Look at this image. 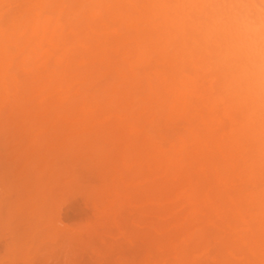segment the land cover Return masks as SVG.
Here are the masks:
<instances>
[{
	"label": "rangeland",
	"instance_id": "obj_1",
	"mask_svg": "<svg viewBox=\"0 0 264 264\" xmlns=\"http://www.w3.org/2000/svg\"><path fill=\"white\" fill-rule=\"evenodd\" d=\"M38 2H48L47 4H49V2H53L52 5L45 6L46 10L48 7L49 8L48 10L50 12L51 11L53 12V20H54L53 21V48H51L48 44H46L48 46L43 45V48L40 51L41 53L39 56L42 59V55H44L43 59L40 60V62L48 60L49 57L53 56L51 59V64L49 63L50 67H49V65L47 66V67L52 68V69H51V71L50 70L48 71L50 74L49 73L47 74V71H45V74H43L44 67H41V68L37 67V65L38 64L41 65V63H35V62L32 63L36 69V72H38L39 74H37V75L32 74V75H34L33 77H35V78L31 77V80L30 81L28 80L29 84L25 83L28 86L30 85L31 88H28V86H26V85H25V87L22 86L23 89H20V91H21L20 94L23 96L21 97V95L19 94L18 98L20 100L21 99H24L25 101L28 100L29 103H30V101L33 102V100H34V102L25 108V106L23 107V105H25L28 102H26L24 104V102H23L24 100H22L23 104L21 103L20 114H21V112H23V114H21L19 118L17 117L18 121H16L17 124L15 126V127H18L20 124H22L21 128L19 129L20 135L18 134L19 130H18V132L15 133L14 129H13V131L12 130L9 131V132L12 131V133H13V137L11 139H9V137H11L10 136L11 133H8L6 139L4 137L3 144L1 145L2 146L1 148H3V157H5L4 162L6 161V163H9L13 159H15L16 155L19 152L24 151V153H26V155L24 156V154H21L17 158V160H18L17 163L23 162L26 157H29L27 155L29 154L28 152L30 151V149L31 148L36 149L38 147V145H37L38 140L42 144V145L40 144L41 149L39 148L40 151H38L39 157H41V155L44 152L50 153V151H52V149H53V153H55L56 152L55 149H58L60 147H61L60 149L67 151L71 147V144L75 148L74 149L70 148V150H72V151L77 150L79 152V154L77 151H76L77 153L76 152L72 153V151H71L72 154H70V151H69L68 156H67V154H66L67 152H65V151L63 152L61 150H58V152H56L57 153L56 157H54L55 155L49 156L48 163H49V161H50V163H51V161H53V163H54V159H57V161H55L56 163L53 164L56 166L48 168L46 171V174H45V181H47V182H48L47 177L50 175L51 171L53 174V185H52V187H51V181H50V183H48L46 185V189H50V187H51V189H53V196L55 195L54 197L53 196L51 197L53 202L51 201V199L49 200V202L50 201L52 202V204L49 203V208L52 205L53 207H51L50 209L53 208V210H51V212H50V209L48 208V210L45 214L46 216H44L46 218H43L39 222L37 219H35V218L33 219V216L30 213L32 210L31 205L26 206L25 211L23 209V214H22V212L20 213V214H22V216L19 217V219L23 217V219H22V220H24L23 223L28 222L27 224H29V225H27L28 228H25L24 230H22V232H21L22 236L21 235L20 236L23 238H22V240L19 239L20 242H18L19 241L18 240V241H15L14 244L12 243L11 245H9V247L11 246V249L10 248L7 249L6 245H4L2 243L0 244V264H15V263L16 264H70L71 262L75 263V264L77 262H78L77 264H264V242L257 241L260 238H262V240L264 241V238H263L264 237V230H259V229L253 228L254 231H251L252 228L247 229L243 226L245 222H248V216H249V213L251 210L249 209L247 211V209L244 208L246 211H242V213H236V214L231 213V212L227 213L228 211H226L224 208H221L222 205H221V207H219L220 204H218V202L216 203L215 206L212 204L211 207H209L210 205L208 203H210V204L214 203V200H216V198L212 199V196L211 197L209 196L211 194L209 192H211V190H212V192L214 191L215 193H218V190L215 188L214 182H212L211 180L208 182L207 181L204 182L202 180L203 184L207 187L206 190L202 189V191H204L202 194L204 197L201 196V199H202L201 203L203 205L202 206L199 205V201H197V200H192L193 199L192 197L195 198V194H196V196H198V194H201V193H195L198 191V187H196L197 189L193 188V190H195L194 192H192V190H191V185H192L191 182L197 181L196 178H195V180H193L194 178L192 176V172H193V174H197L198 169H196L195 165L186 166L187 163H189V161L185 162L186 165L184 163V165H185L184 168H181L182 173L185 176H183L181 173L182 176H179V177L174 176V177H171L169 179H161V180L155 181L157 183L154 182V186L149 185L147 187L144 185V182L146 181L145 178L149 177V175L151 176L152 174H154V175H152L153 176L152 178H156V177L161 178L162 175H164V170L161 168H157V167H152L150 169L148 166H143L142 172L143 171H145V172L143 174H141L142 172H139V173H140V175H142L144 177L140 176V178H138L134 182H132V186L138 185L137 186L138 190H141L140 188H142L143 190H148L147 192H149V193L154 192L153 190L149 191V189H152L151 187H153V189L157 188L156 190L160 191L159 186L160 187L162 186L163 188L165 187V189H168V191L165 189H164V192L160 191V193L161 194L163 193V194L159 195L155 199H153L154 195L152 196V198L149 197L152 200L151 201L150 199L147 200V198L149 196L148 194H146V197L145 196L142 197L143 194L137 195V192H138L137 189L132 190L131 192L130 191L127 192L125 190V186L122 185L121 188L122 189L124 188V191H122V195L118 199L121 201L120 204H123V203H126V204H124V206L120 205L121 210H119L120 209L119 205H118L119 209H117L115 207V209H117V210L113 211V212H115L114 216L111 215L110 217L109 216L103 217L104 221L100 220L99 222L101 224H99L97 221H95L96 219H94V218L95 217L98 218L100 216L99 211L103 215L105 213H108V208L111 207V205L114 201V197H112V195L110 193H112L113 190L117 186V183H116L117 178L116 177H118V175L116 176V172H117V174H119L122 171L121 161L123 160V157H125L124 156L125 154L123 153L124 147L119 146L120 144L117 142L118 136H116V134H114V135L109 134L111 132L110 131L111 127L109 130H107L108 129L107 127H106L107 129H105V127H103L105 129V131H103L104 133L102 132L103 129H101V131H100L99 130L100 128L99 129L95 128L94 130H98V131H100L99 133L105 134L104 137L102 136L104 139H107V137H109V136L112 138V136H113V138H115V139H111V138L110 139L114 140L115 142H113L114 143L113 144L110 140L111 144H113L112 148H110V146L107 147V145H105L103 147V146H101V144L103 142L97 143V141H99V140L95 139V136L94 137L92 136L91 138H94L93 140H96L95 141L96 146L91 145V143H88V144L91 147H98V149L100 148L99 151L97 150L98 152L96 151V153H95V151L94 152L90 151V153L86 152V154L84 152V154H82L80 152H83L86 149L82 145H81L82 146L81 148H83L82 151L77 149L79 147V143L81 141L77 143V140L76 139L74 140V138H75V136H78V137H79V135L81 136L80 132L83 129L82 128L83 126H80V124L77 125L76 128L72 126V123L75 122L76 120L77 121L81 120L84 117L85 113L91 112V114L95 115L94 112H96V110H97L98 112H96V114H98V113H101V114L99 115V117L96 115V118H98L99 121L104 120L106 122V125L109 127V125H111V124L108 120L112 121V118L114 115H118L119 119H121V116L123 114L124 115L129 114L127 112H130V113H132V116L133 115L135 116V110H136V116H137L136 118L137 119L135 118V122H134V124H136V126L133 124L132 125L130 124L132 126V128H134V130L127 131V136H131L133 139H136V137H137V138H139V140H144V141L150 140V141H152L151 144L153 146H157V147H161V148H162V146H161V143L158 144L159 142L163 141L164 143L165 142L167 143V141H169V139L176 140V137L177 138H179V137L186 138L185 137L186 136L185 131L188 128V125L185 122H181V121L179 122V120H178V122H179L178 123L177 120L170 118L169 106H168L169 103L165 102V104H164V102H163V101H166L167 94L164 90L163 83L161 82V80H159V77L156 74L151 73V72L148 73L146 71V73H145V71L143 69H142V71L138 70L139 75L141 73H143L140 76L141 77L144 76L145 82L142 81V83L144 82L145 85L147 86L146 87L145 85H143L142 92H141V84H137L136 85L137 87H135V85H134L135 79H137L136 83H138V81L140 80L139 78H141V77L139 75L135 76L136 78L133 79V82H131L132 78L134 77L133 74L131 73V68L139 66L141 64L143 67H144V65H145V67H148V65H150L149 67H152L151 65H153L154 67H159V66L161 67V65H163L166 67L168 66L170 68L171 67L176 68V69L180 68L181 72L179 71V69H178V71H179V73H181V75H183V77H185L186 80L193 81V82L200 81L199 83H203V82L204 83H206V82L207 83H214L215 89H217V91L216 90L215 91L222 93L225 96H229V97H236V96L237 97H260V98L264 99V57L262 55L258 54L257 52H254V51L248 50L246 48H243L242 46H239L235 41H233L232 39H230L228 37L223 36L222 34H217L216 32L213 33L212 29L209 27V25H207V22L204 21L205 18L208 19V18H211L212 16H216V15L217 16H227V17L229 16L232 18H238V19L245 21V22L256 23V24H258L264 28V0H0V14L8 13V16L14 15L13 17L9 16L11 23L8 22L9 19L8 20L5 19L7 22L4 20L2 23H0V25L2 26L6 22L5 26L3 25L4 27H6L7 25L9 26V24H10L9 28H11V30L9 29L10 31H8V29H7V31L11 32L13 29V26L15 24L14 22H15L16 16L14 13H16L18 11H23V10H29L33 5L37 4ZM55 14L56 15L59 14V15L55 16ZM54 16H55V18H54ZM60 17L62 19L64 18L65 22L64 21L60 22L61 21V19H59ZM6 28H4V29H6ZM102 35H105L106 37L103 38ZM83 36L84 37L86 36L85 37L86 40L88 38V42H86V40H85V42L82 41V39H84ZM80 38H82V39H80ZM89 41L92 43V44L90 43L91 45L88 44ZM90 46H94L93 47L94 51H92L93 50L92 48L90 50H88L90 48ZM128 48H130V49H128ZM82 50H84L85 52L81 53V52H83ZM100 51H128V52H130L131 56L129 59L127 57V61L130 62L132 60L131 62L134 64L129 65L128 62L127 63L129 66H127V63H126V65H124V63L120 64V73H119L115 70L116 63H115V61L111 60L113 58L103 59L100 56L99 59L98 58L95 59V55L98 54V52H100ZM83 54H85V55L83 56ZM133 54H134V57H133ZM93 55H94V57H93ZM82 57H83V59H82ZM76 58H77V60H76ZM89 58H91V59H89ZM84 59H86V60H84ZM107 60L109 62H106ZM145 60H146V62L143 63ZM110 62L113 63V65ZM94 63H98V65L101 64L102 69L105 70V71L99 70L98 73H100V72H102L101 74L104 73L99 78H97L98 76L95 78L93 77V75L96 74L97 70L99 69V66H97V68H96V65ZM103 64L105 65V67H103L104 66ZM110 64H111L113 69L110 66V68H109L110 70L108 72H106L107 66L109 67ZM31 65H30V67L33 68L32 67L33 65L32 66ZM121 65L123 68H121ZM126 68H127V72H129L128 74L127 73L125 74ZM100 69H101V66H100ZM111 69L113 70L114 74L117 75V77L119 79L120 78L122 79V81L114 79V81L115 80H117V81L113 82L112 84L108 82L109 84H111V87L106 86L105 89H107V91H110L111 97L109 98V93H107L108 98L106 97L107 100L105 101L103 99V96L106 94L102 93L105 90V89H103V80L102 81H99V80L103 79L104 78L103 76L108 75V74L110 76V77L108 76L109 80H110V78L114 76ZM47 70H48V68H47ZM54 70L58 71V72L56 71L57 74H55V75L59 74L57 77L53 76L55 73ZM78 70L80 71V73L78 72ZM82 71H84L83 72L84 75L79 76L82 73ZM32 72H33V70H32ZM175 72H177V70L173 71V73H175ZM42 75H43V77L48 76L47 79L45 78L46 79L45 83H44L45 79H43ZM138 76H139V78H138ZM53 77H54V79H53ZM108 77H106V78H108ZM128 77L130 78V80L128 79ZM78 78H80V80ZM37 79H40L41 84L39 83V81H37L39 84L36 87H35V84H32V85H34V86H32L31 85L32 82L37 84V82H36ZM52 79H53V81H51ZM148 79L149 80L154 79L153 81H155L156 83L153 82L152 80L149 82ZM93 80H95V81H93ZM50 82H52L53 84L55 83V86L53 84H51ZM82 82L84 85L85 84L87 85V83L89 84L88 86H85L86 89L83 91H81L83 89L82 88L83 85L80 84ZM110 82H111V80H110ZM157 82H161L160 83L161 87L159 85H157ZM95 83L99 87H97V86L94 87ZM139 83H141V81H139ZM151 83L152 84L155 83L156 85L154 84V87L152 88ZM104 84H106V83H104ZM118 84H120V85L123 84V86H120V88H115L116 86H118ZM127 84H128L127 87H129V88L125 87ZM49 85L52 86L50 89H48ZM226 85L228 87H225ZM61 86H63V87H61ZM26 87L28 89H25ZM46 87H47V89H46ZM90 87H91V89H89ZM99 88L103 89V91L101 90L102 92H100V93L97 91L96 93L98 96L94 95L95 93H93V92H95V90L100 91ZM88 89H89V91H88ZM155 89H157V92ZM29 90H31V91H29ZM69 90H72V91L70 92ZM118 90L122 91L120 93L121 98L118 97V95H119ZM161 90L164 93L163 92L161 93ZM23 91H25L26 93H24ZM41 91H44L43 92L44 94L40 93ZM84 91H86L87 93L85 94L84 97H82V95H84V94H81V93H84ZM107 91H105V92H107ZM144 91H146V92H144ZM29 92H31V93H29ZM69 92H70V94H69ZM101 93L103 94V96L99 95ZM113 93L118 94L117 95L118 99H116L117 101L116 100L114 101V103H118V104H116L117 107H114V108L113 107H107V108L104 107V109H106V111L104 109L100 108L106 102L110 103L111 100L114 99ZM134 93H135V96H133ZM137 93H141V94L139 95ZM148 93L149 94L152 93V96H150ZM136 94L140 97L139 99H137L138 97L136 96ZM142 95L144 97H142ZM161 95H163V96L159 98V96H161ZM126 96L128 97L127 100L125 99ZM72 98H75V100ZM85 98H86V100H85ZM158 98L161 100V102ZM71 99L74 100V102L77 101L75 103V105H73L74 103L73 104L71 103ZM101 99H103V101ZM120 99H123V100L119 101ZM79 100H81V101H79ZM93 100H94V102H92ZM95 100H97V101H95ZM100 100L103 103H101ZM67 101L69 102V104L73 105L72 106L73 108H71L69 106V104H67ZM118 101L121 102L122 104H119ZM148 101H149V103H148ZM96 102H99V104ZM133 102H134V104H133ZM62 103L66 104L64 108L62 107L63 106ZM78 103H81V104L78 105V108H77L76 105ZM152 103H153V105H151ZM154 103L156 104V107H159V105H163V106H166V108L164 107L162 109V106L159 108H155ZM198 103H200L199 105H197L198 109L200 111H201L200 108L205 109V110H203L204 112L207 111V113L206 112L205 113L208 114L207 115L208 119L205 117L206 114H204L202 111L199 113L201 114L202 117H204L203 120L208 122V120H210V117H211L209 115H211V114L209 113V111L205 107L206 105L203 101H200ZM137 104H139V107ZM141 104H143V105H141ZM42 105H43V107H41ZM112 105L113 104H111V106ZM135 105H137V108H134ZM57 106H59L58 110H60V106H61L63 111H57V108H56ZM140 106H141V108H140ZM33 107H34V109H33ZM167 107H168V109H167ZM51 108H54L56 110H53V111L48 113V111H50ZM133 108L135 110H133V112H131L132 110H130V109H133ZM138 108H140L139 111H138ZM160 108L163 111H165L164 113H166V114H164ZM28 109H32L35 112L31 113V111H29L30 112L29 113ZM71 109L73 111H71ZM122 109H126L125 110L126 113H124L123 111L121 113L117 112V110L120 111ZM166 109H167V112H166ZM25 110H27L26 111L27 113H25ZM38 110H41V111H38ZM102 110L104 112H102ZM219 110H220L219 113H221L222 108H220ZM146 111H147L146 114H148L147 118L145 117L144 119H141V121L143 120L142 123L136 121V120H139L141 116H142L141 118H143ZM46 112L49 116L44 115V114H46ZM59 112H61V113H59ZM69 113L71 114V116L69 115V117H68ZM161 113H163V114H161ZM149 114H151V115H149ZM157 114H159V116H157L158 118L161 115L162 120L160 122H164L163 118H165L166 122L165 123L158 122L159 121V120H157L158 118L156 119ZM53 115H55V116H53ZM164 115H166V116H164ZM219 115H222V117H220ZM24 116L28 120V122L26 121V123L23 122ZM40 116H42V119H40L41 118ZM218 116L220 118V123H221V119L224 120L223 121L224 123H225V120H228L231 122V120H229L228 118L227 119H226V117L223 118V111L221 114H218ZM47 117H50L51 120ZM62 118L64 120H62ZM154 119L157 120L159 125L162 124L163 127L167 123H170V124L175 123L174 124L175 127L177 126L176 124H181L180 128L181 127H183V128L180 129L181 132L180 131H178V132H180L182 134V132L185 130L184 131L185 134L179 135L178 132H175L177 134L176 135V134H174L175 130L173 129V132H172L173 136L171 135L173 138H171V136L167 135V133H169V132L164 130V128L162 126H161V129L160 128L158 129L156 127V125L154 126L155 128L153 127V124H151V122L153 123ZM37 120H39L38 123H37ZM132 120L130 122H132ZM40 121H41V123H40ZM230 122L228 124L229 126L231 125ZM43 123L47 124V125L45 124L46 127H42ZM137 123H139V125H142V126L139 128V125H137ZM226 123H227V121H226ZM55 125H57V126H55ZM145 125L146 126L148 125V127L145 128L146 130H143ZM150 125L152 127H151V131L149 132ZM159 125H158V127H159ZM224 125H223V127H224ZM28 126H30V127H28ZM218 126H220V125H218ZM218 126H214L212 128V131H216L218 129ZM229 126H226V129L223 128L224 130L220 129L221 131L218 129L220 134L218 132L212 133L213 136H214V134L216 135V138L219 136V140L217 139L215 141L216 143L218 141L221 142L222 139L224 140V135H225V137H227L226 134L228 133V130H229L228 127ZM167 127L171 128L169 125H167L166 128ZM177 127H176V129H177ZM51 128L54 129L53 132H55V133H57L58 130L59 131L62 130L63 132H62V134L59 133V131L57 134H55V133L51 134L50 133L52 131ZM55 128L56 129L59 128V129L56 131ZM49 129H50V132L48 135L51 137H48L47 133H45V132H48ZM64 129L67 130L66 133H65ZM26 130H28V131H26ZM152 130H154V133L156 135L161 134L164 137L156 136ZM160 130H161V133H156V132H159ZM167 130H169V129H167ZM178 130H179V128H178ZM98 131H93V133L94 132L96 133ZM141 131H142V134H145L146 136L140 135ZM171 131H172V129H171ZM24 132L29 133L27 135V137L23 136V135L27 134V133L25 134ZM148 132L150 134H146ZM151 132H152V134H151ZM45 134L47 135V137L45 136ZM106 134H109V136H106ZM16 135H19V136H16ZM41 135H42V137L44 136V138H42V137L40 138L39 136H41ZM55 135H56V138H54V139H56V141H54L52 139L49 141L46 140L48 138L55 137ZM153 135H155L156 137L154 138ZM22 136L24 137L23 141L21 140ZM37 136L39 137V139L37 141L32 142L34 144L33 145L31 143V141H33V138L34 137L36 138ZM141 136H142V138H141ZM14 137H16L17 139ZM83 137H85V136L83 135ZM83 137H82V139H83ZM151 137H152V139H150ZM157 137H159V139H156ZM161 137H162V139H161ZM40 139H42V140H40ZM163 139L166 141H164ZM66 140L67 141L70 140V142H72V140H74L73 143L76 141V144L75 145L73 143L69 144V142L67 143ZM79 140H80V137H79ZM87 140H88V138H87ZM90 140H92V139H89L88 141L85 140L86 143L85 142H83V143H85V145H86L87 142H89ZM173 140H170V142L167 143L168 145H165V146H167V148L165 147V150L174 146L175 142H173ZM64 141L66 142L65 144H64ZM103 141H107V140H103ZM155 141H159V142L157 143ZM40 142H38V143H40ZM48 142H50L49 145H48ZM90 142H92V141H90ZM110 142H108V143H110ZM220 142H218V143H220ZM225 142H227V140H225ZM35 143H36V145H35ZM43 144H45V145H43ZM66 144L70 147L68 149H64V147L62 148V146H65ZM88 144H87V146L90 147ZM92 144H93V142H92ZM178 144L179 143H176L175 146L173 147L174 152L177 149ZM162 145H164V144L162 143ZM224 145L226 146L227 143ZM91 147H90V150H91ZM113 147H116V149H114ZM95 149L96 148H94L92 150H95ZM60 152L61 153L63 152L64 155H62L63 153L61 154ZM92 152H93V154H91ZM60 154L62 155V157ZM187 154L191 155V150L190 151L187 150V152L185 153L186 157H187ZM39 157H37V158L39 159ZM66 157L69 159L68 161L66 160L67 162L63 160ZM191 166L194 167L192 172L190 171L192 169ZM53 169H54V171H53ZM141 169H140V171H141ZM146 171L148 174H146ZM194 176L197 177V175H194ZM180 180H182V182H180ZM200 182H199V184H200ZM44 183L45 182H43V184ZM182 183L184 184V186ZM247 184H245L244 186L241 187V188H243L242 190H245L246 187H248L246 190L247 193H245V191L243 193V191H242V197L244 198V200L242 198H241V200H243L244 206L249 201L248 192L252 188L251 187L252 184H250V183H247ZM204 185H202V186L204 187ZM144 186L146 187V189L144 188ZM170 187H172V188H170ZM211 187H213V189H211ZM143 190H141L140 192L142 193ZM161 190H163V189L161 188ZM186 190H187V192H186ZM166 191H167V193L168 192L171 193L170 196L173 195V197L170 198L169 194L166 195L168 198L165 197ZM176 191H177V193H176ZM199 191H200V189H199ZM128 193L133 194L134 197H136V196L140 197L141 196L142 198H140L138 203H137V201L133 200L134 197L129 201V198H131L132 195H130ZM106 195H107V197H106ZM109 195H111L110 196L111 198L109 197ZM163 195H164V197H163ZM162 197L164 198V200L161 201V199H160V201H161V203H160L161 208H160L159 204L158 205H156V204L159 202L158 201L159 198H162ZM214 197H218L219 199L220 198L223 199V196L220 197L219 194L218 195L216 194ZM245 198H247V200ZM38 199H39V201H42L41 196H39ZM103 199H105V200L103 201ZM145 199L147 201H144ZM153 200H156V201H153ZM184 201H186V202L183 203ZM223 201H225L224 204L226 202H228L225 196H224V199L221 200L220 202H223ZM99 202L104 204V206L102 204L99 205ZM178 202H179V205L176 204ZM117 203L119 204V201ZM150 204H151V208L149 207ZM152 204H154L155 206H153ZM164 204H165V206H163ZM197 204H198V206L204 207L205 209L202 208L204 210H202L200 212V207H198ZM95 206H98V212H97V210L95 211ZM187 206H189V207H187ZM146 207H148L147 210L150 209L149 210L150 212H153V210H154V213H153L154 219H153V216H151L152 213H149V211L148 212L146 211V213H149L150 217H152V218H149V214H148V216L143 215L145 213L144 211H143L142 215L146 216V217L142 218V217H140V215H138L139 213L136 211L137 212V213H135L136 218H134V220H129L130 221V224H129L127 219H130L131 216H127V214L128 215H130V213L133 214L135 211L134 212H132V211L135 208H136V210L140 209V211L139 210L138 211L142 212L141 210H146L145 209ZM163 207H167V209H165V208L163 209ZM168 207H170V210L168 209ZM171 207H174V208L171 209ZM123 208L125 210L127 208L126 211L127 212L130 211V212L125 214L127 216V218L126 217L125 218L119 217L121 219V223L118 224L116 222V220L119 219L118 213L121 212V214H122V215L119 214V216L120 215L124 216L123 213H126V211H122ZM159 208H160V210H159ZM14 209L15 210H13V209L12 210L16 211V208H14ZM131 209H132V211H131ZM162 209L165 212H162L161 211ZM221 209H223V210H221ZM118 210H119V212H118ZM183 210H185V212H183ZM207 210H208V212H207ZM212 210H214V211H212ZM210 211H211V213H210ZM96 212L98 213L97 215H96ZM167 212H168L167 217L164 216L165 218L164 217L160 218V216H162L163 213H165L167 215ZM181 212H182V214H180ZM219 212L221 213V215L219 214ZM51 213L53 215H51ZM244 213L246 216L242 215ZM159 214H160V216H159ZM87 215H88V217H93L96 226H97V224H99L102 227H101V230L97 231L98 233H93L94 235H91L90 239L89 238L86 239L85 243L81 242L82 245L78 246L76 243H73L72 246H74L75 249L78 248L81 250V248H85V249H82L83 252L81 251L83 254L80 252L81 258H79V255L72 254L73 253L72 252L73 249L71 248L72 246L68 247L69 246L68 244L63 243V239H62L63 237H61L60 234L63 233V230L67 231L69 229V227H71L73 225L78 226L79 224L77 222L79 221V223H80V221H83V220H81L83 218L85 221H83L81 223V225L84 226L85 222H86L85 217H87ZM207 215H209V216H207ZM222 215H224L223 217H224L226 222L223 221L224 219L222 218ZM17 216H18L17 213H12L10 211L9 213H7V215L4 218H0V241L4 240L6 238L5 234L11 228V227H9L10 226L9 223L12 219H15V220L18 219ZM55 216L57 217L58 221L56 220ZM115 216H117V218H115ZM172 216H174V218H176V219L173 218L175 221H177V218L179 219L178 223L171 221ZM53 217H54V219H53ZM138 217H140V218H138ZM147 217L149 218V220L147 219ZM227 217H229V218H227ZM123 218H124V220H123ZM141 218H142V220L145 218L143 220V222H146V221L148 222V225H145L146 227H144L143 226L144 223H142L140 221ZM47 219H49V220H47ZM214 219L217 221L215 222ZM232 219L234 221H232V224H231L229 222H231ZM87 220H88V218H87ZM136 220H137V222H136ZM153 220H156V223L160 222V225L165 220L163 222V226H162L163 231L165 230L163 233L164 235L158 234V231H156V229L154 228ZM168 220L171 223L174 222L172 224L169 223V225H172V226L168 225ZM201 220H202V222L206 221V222H204V225H206V227L202 228L203 225L201 227V224H203V223H200ZM56 221L58 222L57 224H56ZM90 221L93 222L92 219H90ZM109 221L112 223L110 224ZM125 221L128 224L124 225ZM133 221H135V222H133ZM184 221H186L185 222L186 224L184 223ZM239 221L242 224V226L238 224ZM37 222L39 223L38 226H37V224H38ZM132 222H133V225L135 223V225H134L135 227L132 225ZM166 222H167V224H166ZM137 223L141 224V225L139 224L140 229H141V227L145 228V229L142 228L143 231L144 230L146 231L147 229H149V227L152 230L155 229V231L152 232L149 229L152 234H150L149 230H147L146 233H144L145 231L141 232L142 229L141 230L139 229L140 231L139 230L136 231L137 229L136 230H134V229L139 228L138 227L139 225ZM156 223H154V224H156ZM183 223L185 224V226ZM217 223L221 224V226H223V227L218 226L219 224H217ZM112 224H113V226H112ZM116 224H118V225H116ZM182 224H183V226H182ZM50 225H51V229L49 228ZM95 225H94V229L96 228ZM103 225H104V227H103ZM160 225L158 223L156 225V228L159 231L162 230L161 229L162 227H160ZM75 226H73V227H75ZM120 226L122 227V229L120 228ZM166 226H167V228H165ZM172 227H174V228L176 227V229H174ZM207 227L208 228L212 227L215 230H208ZM41 228L42 229L46 228L45 230H43L44 231V233L42 232L43 234L40 232L42 230ZM48 228H49V230L47 231ZM124 228H126L127 231H126V229L124 230ZM170 228H172V229H170ZM181 228H182V230L183 229H188V230L192 229L190 231L192 232L193 235L195 234V238H193V240H192V234L191 233L189 234L188 232H186V230L184 233L181 230ZM216 229H219V230H216ZM227 229H229V230H227ZM133 230L135 231V233L138 232V233H142L144 236L146 235V237H141L142 236L141 234H140L141 236L140 235L138 236V234L136 236L135 233H132V232H134ZM171 230H172V236L171 237L172 238L175 237V240L178 241L177 244H176V241L172 242L173 241L172 239H167V241L170 240L169 243L171 245L169 244V247H167L168 243L166 244L167 241L165 242V240H164V245L166 246L165 247L163 245V243H161V241L163 242V238H165V237H163V238L161 237L162 240L161 239H160L161 241L159 240L160 241L159 243H161V245H163V247L158 243V241H155V239L158 240L160 236H166L168 233H171ZM180 230L183 233H181ZM124 231H125V233H124ZM163 231H160V232H163ZM166 231H168V232H166ZM67 232H66V234L63 233V234H65V235H62V236H64V238H65V236H67ZM165 232H166V234H165ZM237 232H239V233H237ZM241 232H242L243 236L241 235ZM243 232H244V234H243ZM236 233H237L236 236H238V237L235 236ZM153 234H155V235H153ZM157 234L159 236H157ZM232 234H234V235H232ZM148 235H150V236L153 235L152 237H154V236H157V237H154L155 239L154 238H147ZM170 235H168L169 237H167V238H170ZM254 235L255 236L260 235L261 237L259 236L260 238L259 237L254 238L255 237ZM245 236L247 238H249L250 241H249V239H245L246 238ZM150 239H154L155 243L157 242L158 246L156 247L154 241L152 240L153 242H151ZM50 241L53 242L52 248L50 247L51 244L50 245L48 244L49 246H46V244H44L47 242L50 243ZM236 241H238L237 244H236ZM247 241H249V245H247V243H248ZM251 241L253 244L251 243ZM190 242H192V243L190 244ZM43 244L45 245V247ZM184 244H185V246H184ZM41 245H43V247H44L43 250L41 248H38ZM159 246H161V247L159 248ZM177 246L181 250L179 249V251H178V249L176 248ZM249 246H251V247H249ZM16 248H18L17 252H15ZM86 248L88 251L87 253L85 252ZM68 249H71L72 253L69 252L70 250H68ZM233 249H236L235 252H233ZM11 250H13V251H11ZM182 250H183V252H182ZM184 250L187 252L184 253ZM243 250H245V252H246L245 254L247 256L243 254V252H242ZM7 251H8V253H7ZM238 251H240L241 253H239ZM9 253H11V256L13 255L12 258H11V256H9L10 255ZM35 253H37V254H35ZM68 253H71L72 256L74 255L79 260H76L77 262H75L76 258L74 257L71 259L72 256L69 257L70 254H68ZM181 256H182V258H181ZM15 259H17V261H15ZM81 259H84V260H81Z\"/></svg>",
	"mask_w": 264,
	"mask_h": 264
},
{
	"label": "bare ground",
	"instance_id": "obj_2",
	"mask_svg": "<svg viewBox=\"0 0 264 264\" xmlns=\"http://www.w3.org/2000/svg\"><path fill=\"white\" fill-rule=\"evenodd\" d=\"M47 3L48 2H38L37 4L33 5L29 10H23V11H18L16 13H14L15 16H16L15 17V22H14L15 24H14L13 29H12L11 32H8V31L11 30V28H9L10 24H9V26L7 25L8 27L6 26L7 28L4 27L5 24H6V22H7L5 19L8 20L10 18L9 16L13 17L14 15H9L8 16V13L0 14V23H2L4 20L6 21L5 24H3L4 26L2 25L6 29H4L0 25V218H4L7 215V213H9L10 211L12 213H17V215H18L17 216L18 219H16V220L15 219H12L10 221V223H9L10 226L9 227H11V228L5 234V237L6 238L4 240L0 241V244L2 243L4 245H6L7 249L8 248L11 249V246L9 247V245H11L12 243L14 244L15 241H18L19 239L22 240L23 237H21L22 236L21 235V232L25 228H28L27 225H29V224H27L28 222L23 223V221H24V220H22L23 217L20 218V219H19V217L22 216L23 209L25 211V207L26 206H28V205L30 206L31 205V209L32 210H31L30 213L32 214L33 219L35 218V219H37L40 222V220H42L43 218H46L44 216H46L45 214H46V212H47V210L49 208V203L52 204V202H53L52 199H51V197L53 196V189H51V187L53 185V174H52V171H51L50 172V175L47 177L48 182L45 181V174H46V171H47L48 168H51L53 166H56V165H53V164H55L56 163L55 161H57V159H54V163H53V161H51V163L49 161V163H48L49 156L55 155L54 157H56V155H57L56 152H58V150H61L63 152L64 151L67 152L66 153L67 156H68V152L69 151H70V154H72L73 152L75 153L77 150H74V151L70 150V148L71 149H74L75 148L71 144V143H73V141L75 139L77 140V143L81 141L79 143V147L77 149H79V150L82 151L83 150V148H81L82 146L85 147L86 150L88 149L87 151L84 149L85 151L80 152V153L84 154V152H85V154H86V152L87 153L88 152L90 153V151H93V152L95 151V153H96V151L97 150L99 151L100 148L98 149V147H91L88 144V143H91V145H95L96 146V142H95L96 140H93L94 138H91L92 136L93 137L95 136V139L99 140V141H97V143H102L103 142L101 144V146L104 147L105 145H107V147L110 146V148H112V145L114 144L113 142H115V141L114 140H111V139H115V138H113V136L111 138L109 136V134H113V135L116 134V136H118L117 142L120 144V145L118 144L119 146H123L124 147L123 148L124 149V152L123 153L125 154L124 155L125 157H123V160L121 161L122 171L119 174H117V172H116V176L118 175V177H116L117 178V180H116L117 186L113 190V192L110 193L112 195V197H114V201H113L111 207L108 208V213H105L103 215L99 211V215L100 216L98 218H96V217L94 218V219H96L95 221H97L99 224H101L99 222L100 220L104 221V218L103 217H108V216L110 217L111 215L114 216L115 212H113V211L119 209L120 205L121 206L122 205L124 206V204H126V203L120 204L121 201L118 199L122 195V191H124V188L122 189L121 187H122V185H124L125 186V190L127 192H129V191L131 192L132 190H136L138 188L137 187L138 185L132 186V182H134L136 179H138V178H140V176H142V175H140L139 172H142L143 166H148L150 169L152 167H157V168H161V169L164 170V175H162L161 178H159V177L152 178L153 177L152 175H154V174H152L151 176L149 175V177L145 178L146 181L144 182V185L147 187L149 185H153L154 186V182L155 181H158V180H161V179H169V178L174 177V176H176V177L177 176L178 177L179 176H182L183 173H182V169L181 168H184L185 165H186L185 162L189 161V163H187L186 166L195 165L196 166V169H198V172L196 171L197 174H193V172H192V170H193L194 167L191 166L192 169L191 168H190L191 170L189 169L192 172V176L194 178V179L193 178L192 179L195 180V178H196V180H197L196 182L195 181L191 182V184H192L191 185V190H192V192H194L195 190H193V188L194 189H197L196 187H198V191L195 192V193H201V194H198V196H196V194L194 193L196 199L194 197H192L193 198V199L191 198L192 200H197V201H199V205H201V206L203 205L201 203V200H202L201 199V196L204 197L202 195L203 192H204V191H202V189H205L206 190L207 187L203 184L202 180L204 182L205 181L208 182V181L211 180L212 182H214L215 188L218 190V193H215L214 191L212 192V190H211V192H209V193H211L209 196L210 197L212 196V199L213 198H216V200H214V203H211V204L208 203L210 205L209 207H211L212 204L215 206L216 203L218 202V204H220L219 207H221V205H222L221 208H224L226 211H228L227 213L231 212V213H235V214L236 213H242V211H246L245 209H247V211L250 209L251 211H250L249 216H248V222H245L243 226L245 228H247V229L252 228L251 231H254L253 228H256V229H259V230H264V99L263 98H260V97H237V96L236 97H229V96H225L222 93L216 92L217 89H215V84L214 83H207V82L204 83L203 81H202L203 83H199L200 81L193 82V81L186 80L185 77H183V75H181V73H179V71L181 70L180 68H177V69L176 68H173V67L170 68L168 66L166 67V66H163V65H161V67L160 66L159 67H154L153 65H151L152 67H149L150 65H148V67H145V65H144V67H143L142 64L139 65L140 67L139 66H136V67H132L131 68V73L134 76L132 78V81L131 82H133V79L136 78L135 76L139 75L138 74V70H141L142 71V69H143L145 71V73L147 71L148 73L151 72V73L156 74L159 77V80H161V82L163 83L164 90H165V92L167 94L166 101H163V102H164V104H165V102H168L169 103L168 106H169V115H170V118H172L174 120H177V122H178V120H179V122L180 121L181 122H185L188 125V128L186 129V131L183 129L186 132V134L184 133V131L181 134L180 133L181 132L180 129L183 128V127L180 128V125L181 124H176L178 126V127L176 126L177 129L174 126L175 123L174 124L167 123V124H165L164 127H163L162 124L159 125L158 122H160L162 120L161 115H160L159 118L157 117V116H159V114L156 115V119L158 118L157 120H159V121L157 122V120L154 119V122L153 123L151 122V124H153V127L156 125V127L158 129L159 128L161 129V126H162L164 128V130H166V131L169 132V133H167L168 136H171V135L173 136V133H172L173 132V129L175 130L174 131V134H176L175 132L180 131V132H178L179 135L180 134L181 135H184V134L186 135L185 136L186 138H184V137L177 138L176 137V140L169 139V141H167V143H169L170 140H173V142H175V144L176 143H179L178 146H177V149L175 150V152L173 150V147L175 146L174 143H173L174 146H172L171 148L165 150V147L167 148V146H165V145H168L166 142H165L166 143L165 144L163 141L162 142L155 141L157 143L159 142L158 144L161 143V146H162V148H161V147L153 146L151 144L152 141H150V140H145L144 141V140H139V138H137V137H136V139H133L131 136H127V131L134 130V128H132L131 125L133 124V125L136 126V124H134V122H135V118L137 116H136V110L134 108H137V105L139 107V104H137V105H135V107L133 109H130V110H132L131 112H133V110H135V116L134 115L132 116V113L127 112L129 114H127V115H124L123 114L121 116V119H119V116L118 115H114L113 118H112V121L108 120L110 122V124H111V125H109V127L106 125V122L104 120L99 121V119L96 118V115L99 117V115L101 114V113L96 114V112H98L97 110H96V112H94L95 115L94 114H91V112H89L90 114L89 113H85L84 117L81 120H78V121L76 120L75 122L72 123V126L73 127L76 128V126L80 124V126H83L82 127L83 129L80 132L81 133V136L79 135L80 140H79V137L78 136H75V138H74V140H72V142H70V140H68V141L66 140L67 143L69 142V144H71V147L66 144L65 146L67 148L65 146H62V148L64 147V149H68L70 147L67 151L66 150H63V149H60L61 148L60 147L58 149H55V151H56L55 153L56 154L53 153V149H52V151H50V153L49 152H44L41 155V157H39L38 156V151H40L39 148L41 149L40 146L42 144H41V142L38 139H39V137L40 138L42 137V135H41L39 137L37 136L38 138L37 137L36 138L34 137L36 140L33 138V141H31V143H32V142L38 140L37 141V145H38L37 148L38 149L37 148L36 149H34V148L32 149L31 148L30 151L28 152L29 154L27 155L29 157H26L23 162L17 163V161H18L17 158L21 154H24V156H25L26 153H24V151L19 152L16 155L15 159H13L12 161H10L9 163H6V161L4 162L5 157H3V148H1L2 147L1 145L3 144V139H4V137L6 139L8 133H11V135H10L11 137H9V139H11L13 137V133H12L13 129H14V132L16 133V132H18V130L21 128V125H22V124H20L18 127H15L16 124H17L16 121H18L17 120V117L19 118L20 115L23 114V112H21V114H20V110H21L22 100H24V99H21L20 100L18 98V96H19V94L21 92L20 89H23L22 86H24V87H25V85L28 86L27 84H29V81L31 80V77H33L34 75L39 74L38 72H36V69H35V67H34V65L32 63L33 62H35V63H41V65L38 64L37 67H39V68L44 67L43 74H45V71H47V74H48L49 73L48 71L49 70L51 71V69H52V68H49V67H50L51 59H52L53 56L49 57L48 60H45L43 62H40V60L43 59V56L44 55H42V59H41V57H39L40 56V53H41L40 51L42 50L43 45L48 44L51 48H53V21H54L53 20V12L52 11L50 12L48 10L49 9L48 7H47V10L45 9L46 8L45 6L52 5L53 2H49V4H47ZM58 15L59 14H57V15L55 14V16H58ZM55 16H54V18H55ZM61 17L59 18V19H61L60 22H62V21L65 22L64 18L62 19ZM10 21L11 20L9 19L8 22H10ZM204 21L207 22V25H209V27L212 29L213 33L216 32L217 34H222L223 36L228 37V38L232 39L233 41H235L239 46H242L243 48H246L248 50L257 52L258 54H260V55H262L264 57V28L262 26H260V25H258L256 23L245 22V21H242V20H240L238 18H232V17H229V16L227 17V16H217L216 15V16H212L211 18H208V19L205 18ZM7 29H8V31H7ZM102 36H103V38L106 37L105 35H102ZM85 37H84V39H82V38H80V39H82V41L85 42V40H86ZM86 42H88V38H87ZM90 43L91 42L89 41L88 44H90ZM48 45H46V46H48ZM93 47L94 46H90V48L88 50H90L91 48L93 49ZM128 49H130V48H128ZM82 51L83 52H81V53H84L85 52L84 50H82ZM92 51H94V49ZM128 51H100V52H98V54L95 55V59H97V58L99 59L100 56L103 59H111V58H113L111 60L112 61H115V63H116L115 70L120 73V64H123L124 63V65H126V63L128 62L127 61V57L129 59L130 56H131L130 55V52H128ZM84 55L85 54H83V56ZM93 57H94V55H93ZM133 57H134V54H133ZM82 59H83V57H82ZM89 59H91V58H89ZM76 60H77V58H76ZM84 60H86V59H84ZM106 62H109V61L107 60ZM130 62H128L129 65L130 64H132V65L134 64V63H132V62L130 63ZM145 62H146V60L143 63H145ZM128 63H127V66H129ZM94 64L96 65V68H97V66H99V69L97 70L96 74H94L95 76L93 75V77L95 78V77L98 76L97 78H99L100 76H102L104 74V73L101 74L102 72L98 73L99 70L102 71L104 69H102V65L101 64H99V65H98V63H94ZM111 64L113 65V63H111ZM111 64L109 65V67L107 66L106 72H108L110 70L109 68H110ZM30 65L34 69L31 68ZM48 65H49V67H47ZM100 66H101V69H100ZM103 67H105V65ZM47 68H48V70H47ZM111 68H112V66H111ZM121 68H123L122 65H121ZM127 68L125 69L126 70L125 71V74L126 73L127 74L129 73V72H127ZM178 69H179V71H178ZM32 70H33V72H32ZM175 70H177V72L173 73V71H175ZM56 71L54 70V72H55L54 75H53L54 77H57L59 75V74L58 75H55L58 72V71L57 72ZM78 72L80 73L79 70H78ZM83 72L84 71H82V73L79 76H81V75L83 76L84 75ZM112 72H113V70H112ZM32 74H34V75H32ZM113 74H114V72H113ZM141 74H143V73H141ZM105 76L108 77L109 74L108 75H105ZM105 76H103L104 77L103 79L99 80V81H102L103 80V89H105L106 86L111 87V84L113 82H116L117 80H121L122 81V79L121 78L119 79L116 74H114V76H113L114 78L113 77L110 78L111 82L109 80V77L110 76L108 78H106ZM139 76H138V78H139ZM42 77H43V75H42ZM54 77H53V79H54ZM33 78H35V77H33ZM45 78L47 79L48 76L43 77V79H45ZM46 79L44 80V83L46 82ZM53 79L51 81H53ZM78 79L80 80V78H78ZM114 79H117V80L114 81ZM128 79L130 80L129 77H128ZM139 79H140L139 81H141V83H139V81H138V83H136V80L137 79H135L134 80V83H135L134 85H135V87H137L136 86L137 84H141V92H142V89H143L142 87H143V85H145V83H144L145 82L144 81V76L141 77V78H139ZM151 80L153 81L154 79H151ZM151 80H149V82ZM37 81H39V83L41 82L40 79H37L36 82ZM93 81H95V80H93ZM142 81H144V82L142 83ZM108 82L111 83V84H109ZM153 82H155V81H153ZM161 82H157V85L160 86V83ZM25 83H27V84H25ZM39 83L37 82V84H36V83L32 82L31 85L32 84H35V87H36ZM50 83L53 84L52 82H50ZM104 83H106V84H104ZM80 84L84 86V87L82 86V88H83V89L81 88L82 90L80 89L81 91L85 90L86 89L85 86H88L89 85L88 83H87V85L86 84L84 85L83 82L80 83ZM123 84L122 85L118 84V86H116L115 88H120V86H123ZM154 84H152V88L154 87ZM53 85L55 86V83ZM32 86H34V85H32ZM96 86H97V84L95 83L94 84V87H96ZM127 86H128V84L125 87L126 88H129ZM51 87L52 86L49 85L48 86V89H50ZM61 87H63V86H61ZM97 87H99V86H97ZM225 87H228V86L226 85ZM28 88H31L30 85L28 86ZM28 88L26 87L25 89H28ZM46 89H47V87H46ZM89 89H91V87ZM89 89H88V91H89ZM99 89H100V91L99 90H95V92H93V93H95L94 95H97V93H96L97 91L99 93L103 91V89H101V88H99ZM155 90L157 92V89H155ZM29 91H31V90H29ZM69 91L71 92L72 90H69ZM105 91H107V89H105L104 92H102V93L103 94H106V95L103 96L102 93L99 94V95L103 96V99L106 101L107 98H108V94L107 93H109V98L111 96H110V91H107V92H105ZM23 92L26 93L25 91H23ZM43 92L44 91H41L40 93L44 94ZM70 92H69V94H70ZM121 92L122 91H119L118 90V94L119 95L116 94V93H115L116 94L115 95L113 93L114 94V95L112 94L114 96V99H112L113 101L111 100L110 103H107L106 102L100 108L104 109V107L105 108H107V107H113V108L114 107H117L116 104H118V103H114V101L116 99H118V97L121 98V95H120ZM144 92H146V91H144ZM162 92L163 91L161 90V93ZM29 93H31V92H29ZM86 93H87L86 91H84V93H81V94H84V95H82V97H84ZM137 94L140 95L141 93H137ZM137 94H136V96L138 97L137 99H139L140 97ZM117 95H118V97H117ZM149 95L152 96V93L149 94ZM163 95L159 96V98L162 97ZM22 96L23 95H21V97ZM133 96H135V93H134ZM142 97H144V96L142 95ZM72 99L75 100V98H72ZM72 99H71V103L72 104L74 103L73 105H75V103L77 101L74 102V100H72ZM103 99H101V100L103 101ZM125 99L127 100L128 97L126 96ZM85 100H86V98H85ZM101 100H100V102H101ZM121 100H123V99H120L119 101H121ZM79 101H81V100H79ZM95 101H97V100H95ZM200 101H203L205 103V105H206L205 107L207 108V110L211 114V115H209L211 117H210V120H208V122H206L205 120H203L204 117H202L201 114L199 113L201 111L204 114L207 113V111H205L206 113L203 111V110H205L203 108H200L201 111L198 109V106L197 105L200 104V103H198ZM23 102H24V104L26 102H28V103H26L27 105L26 104L23 105V107L25 106V108H26L27 106L31 105L34 102V100H33V102L30 101V103H29L28 100H26V101L24 100ZM92 102H94V100ZM160 102H161V100H160ZM64 103H62L63 104V106H62L63 108L66 105ZM96 103L99 104V102H96ZM101 103H103V102H101ZM148 103H149V101H148ZM67 104H69L68 101H67ZM80 104L81 103H78L76 105V107L78 108V105H80ZM111 104H113V105L111 106ZM119 104H122V103L119 102ZM133 104H134V102H133ZM73 105L69 104V106L71 108H73L72 107ZM141 105H143V104H141ZM151 105H153V103ZM154 106H155V108H159L161 106H162V109L164 107L166 108V106H163V105H159V107H156V104H155ZM41 107H43V105ZM58 107L59 106L56 107L57 108V111H63V109L61 108V106H60V110H58L59 109ZM54 108H51V110L48 111V113L51 112V111H53V110H56ZM140 108H141V106H140ZM140 108H138V111H139ZM220 108H222V111H223V118L226 117V119L228 118L229 120H231V122L228 121V120H225V123H224L223 122L224 120L221 119V123L222 124L220 123L219 116L222 117V115H219L218 116V114H221L222 113V111H221V113H219L220 112V110H219ZM33 109H34V107H33ZM162 109H161V111H163ZM167 109H168V107H167ZM167 109H166V112H167ZM104 110L106 111V109H104ZM125 110L126 109H122L120 111L117 110V112L121 113L123 111L124 113H126ZM26 111L27 110H25V113H27ZM29 111H31V113L32 112H35L32 109H28V112ZM38 111H41V110H38ZM71 111H73V110L71 109ZM102 112H104V111L102 110ZM164 112L165 111H163V113ZM59 113H61V112H59ZM146 113H147V111L145 112V114ZM163 113H161V114H163ZM145 114H144V117L143 118H141L142 117L141 116L140 119L139 120H136V121L142 123L143 120L141 121V119H144L145 117L147 118V115L148 114H146V115ZM164 114H166V113H164ZM44 115L45 116H49L47 114V112ZM69 115L71 116L70 113L68 114V117H69ZM149 115H151V114H149ZM207 115L208 114L205 115L206 118L208 117ZM53 116H55V115H53ZM164 116H166V115H164ZM24 117H23V119H24L23 122L24 123H26V121L28 122L27 118L25 117L26 118L25 119ZM40 117H41L40 119H42V116H40ZM47 118H49L51 120L50 117H47ZM63 118H62V120H64ZM163 119H164L163 120L164 122H160V123H165L166 122L165 121V118H163ZM39 120H37V123H38ZM131 120H132V122H130ZM226 121H227V123H226ZM229 122L231 123L230 126L228 125ZM40 123H41V121H40ZM45 124L46 123H43L42 127H46ZM137 125H139V123H137ZM158 125H159V127H158ZM167 125H169L171 128H168V127L166 128ZM218 125H220V126H218ZM223 125H224V127H223ZM55 126H57V125H55ZM141 126L142 125H139V128ZM214 126H218V129L219 130L220 129L222 130L223 128L226 129V126H229L228 127V129H229L228 130V133L226 134L227 137H225V135H224V140L222 139L221 142L218 141L220 143H218V142L216 143L215 142L217 139L219 140V136L218 135L220 134V132L218 131V129L217 130L215 129L216 131H212V128ZM28 127H30V126H28ZM103 127H105V129L108 128L107 130H109L110 127H111V129H110L111 132L109 134H106V136H109V137H107V139H104L103 138L105 136V134L99 133L101 131V129H103L102 132L105 131V129ZM146 127H148V125L147 126L145 125V127H144L143 130H146L145 129ZM151 127L152 126L150 125L149 132L151 131ZM59 128H57V129L55 128L56 131ZM95 128L96 129L97 128L98 129L100 128L99 129L100 131L94 130ZM178 128H179V130H178ZM167 129H169V130H167ZM171 129H172V131H171ZM10 130H12V131L9 132ZM51 130H52L51 132H50V129H49L48 132H45V133H47V135L49 134V132L51 134L52 133H55V132H53L54 129L51 128ZM64 130H65V133H66L67 130L66 129H64ZM26 131H28V130H26ZM58 131H57V133H58ZM93 131H98V132H96V133L94 132L93 133ZM142 131L140 132L141 133L140 135H145V134H142ZM152 131L154 133V130H152ZM62 132H63L62 130L59 131V133H61V134H62ZM149 132L146 133V134H150ZM217 132L219 134L217 135L218 137L216 138V135L214 134V136H215L214 137L212 135V133H217ZM57 133H55V134H57ZM156 133H161V130L159 132H156ZM18 134L20 135V130H19ZM28 134L29 133H27L26 135H23V136L27 137ZM151 134H152V132H151ZM19 135H16V136H19ZM47 135L45 134L46 137H47ZM83 135L85 137H83ZM155 135H153L154 138L156 136H159V137L162 136L161 134H158L156 136ZM23 136L21 138L22 141L24 139ZM172 136H171V138H173ZM48 137H51V136L48 135ZM82 137H83V139H82ZM159 137H157L156 139H159ZM162 137H164V136H162ZM162 137H161V139H162ZM14 138H16V137H14ZM42 138H44V136ZM54 138H56V135H55V137L48 138V139L45 138V139L47 141H49L51 139L54 140V141H56V139H54ZM87 138H88V140L89 139H92L90 141H92L93 144L90 141L87 142V144L91 147V150H90V147L87 146V144L85 145L86 141H88ZM141 138H142V136H141ZM150 139H152V137ZM40 140H42V139H40ZM103 140H107L108 142H110V140H111V142L113 144H111V142L108 143L107 141H103ZM225 140H227V142H225ZM164 141H166V140H164ZM38 142H40V143H38ZM50 142H48V145L50 144ZM66 142L64 141V144ZM83 142H85V143H83ZM162 143L164 145H162ZM226 143H227V145L225 146L224 144H226ZM73 144L75 145L76 144V141ZM35 145H36V143H35ZM43 145H45V144H43ZM94 148H96V149L95 150H92ZM113 148L116 149V147H113ZM187 150H189V151L191 150V155L190 154H187V157H186L185 156V153L187 152ZM71 151H72V153H71ZM93 152L91 154H93ZM78 154H79V152H78ZM62 155H64V153ZM62 155H61V157H62ZM37 157H39V159ZM66 158H64L63 160L64 161H66V160L68 161L69 159L68 158L66 159ZM184 163H185V165H184ZM140 169H141V171H140ZM53 171H54V169H53ZM144 172L145 171H143L141 174H143ZM181 173H182V175H181ZM146 174H148L147 171H146ZM194 175H197V177H195ZM183 176H185V175H183ZM142 177H144V176H142ZM182 180H180V182H182ZM50 181H51V187H50V189H46V185L48 183H50ZM43 182H45V183L43 184ZM199 182H200V184H199ZM155 183H157V182H155ZM247 183L252 184V186H251L252 188L248 192V199H249V201L244 206V202H243L244 198L242 197V191H243V193H244V191H245V193H247L246 190H247L248 187H246V189L244 188L245 190H242L243 188H241V187L244 186ZM202 185H204V187ZM145 186H144V188L146 189ZM183 186H184V184H183ZM151 188L152 189H149V191L153 190L154 192H150L149 193V192H147L148 190H143L142 188H140L141 190H143L142 193H141L140 192L141 190H138L137 189L138 190L137 195H140V194L142 195L143 194L142 197H144V196L146 197V194H148L149 196L147 195L148 196L147 200L150 199L149 197L152 198V196L154 195L153 199H155L159 195H162L163 193L161 194L160 191L164 192V189H165V187L163 188L162 186L161 187L159 186V190L160 191H157L156 190L157 188H154L156 191L153 189V187H151ZM161 188L163 190H161ZM170 188H172V187H170ZM199 189H200V191H199ZM211 189H213V187H211ZM165 190L168 191V189H165ZM167 191L165 193V197H167L166 195H168V194H169V197L170 198L173 197V195L170 196L171 193H169V192L167 193ZM186 192H187V190H186ZM176 193H177V191H176ZM128 194H130V193H128ZM216 194L217 195L219 194L220 197L223 196V199H224V196H225L226 199H227V201H228V202H226L227 204L226 203L224 204L225 201L220 202L223 199H221V198L219 199L218 197H214ZM111 195H109V197ZM130 195H132V196H131V198H129V201L134 197L133 194H130ZM39 196L42 197V201H39V199H38ZM106 197H107V195H106ZM142 197L141 196L140 197L139 196L138 197L136 196V197H134L133 200L137 201V203H138L139 200H140V198H142ZM163 197H164V195H163ZM162 198H159V200H158L159 202L156 204V205L159 204V207L161 205L160 204L161 201L164 200V198L163 199ZM241 198L243 200H241ZM50 199H51L52 202L51 201L49 202ZM105 199H103V201ZM160 199H161V201H160ZM245 199L247 200V198H245ZM147 200L145 199L144 201H147ZM118 201H119V204L117 203ZM153 201H156V200H153ZM101 202H99V205H101L103 203V202L102 203ZM179 202L176 203V204L179 205ZM185 202L186 201H184L183 203H185ZM102 205L104 206V204H102ZM118 205H119V207H118ZM152 205L155 206L154 204H152ZM163 206H165V204ZM197 206H198V204H197ZM201 206H198V207H200V212L205 209L204 207H201ZM51 207H53V206L51 205ZM115 207L117 209H115ZM149 207L151 208V204H150ZM187 207H189V206H187ZM14 208H16V211H13V210H15ZM160 208H159V210H160ZM164 208L167 209V207H163V209ZM173 208L174 207H171V209H173ZM202 208H204V209H202ZM145 209L146 210H141L142 212H139L140 209H138L139 211L136 210V208L133 211L131 209L132 212H134V211L135 212L133 214L130 213V215H128L127 213H129L130 211L127 212L126 211L127 208H126V210L123 208L122 211H126V213H123L122 212L124 214V216H121L122 214H121V212H119V210H121V207H120V209L118 210V212H119L118 213V218L119 217H124V218L126 217L127 218V216H131L130 219H127L128 222H129V224H130V221L129 220H134V218H136L135 217L136 216L135 213L138 212L139 213L138 215H140V217H142V218L143 217H146V216H143V215H147L148 216L149 213H152L151 216H153V219H154V214H153L154 213V210H153V212H150L149 211L150 209L147 210L148 207H146ZM163 209L161 211L162 212H165V211H163ZM168 209L170 210V207H168ZM51 210H53V208L50 209V212H51ZM96 210L98 212V206H95V211ZM221 210H223V209H221ZM143 211L145 213H146V211L147 212L149 211V213H146V214L144 213L143 214ZM212 211H214V210H212ZM21 212H22V214H20ZM97 212H96V215L98 214ZM183 212H185V210H183ZM207 212H208V210H207ZM52 213H51V215L54 214V213L53 214ZM210 213H211V211H210ZM119 214H121V215L119 216ZM125 214H127V216ZM164 214L165 213H163L162 216H160V214H159L160 218L161 217H164V216L165 217L168 216V212H167V215L166 214L164 215ZM180 214H182V212ZM219 214L221 215L220 212H219ZM224 215H222V218L223 219H224V217H223ZM242 215H245V213L242 214ZM207 216H209V215H207ZM140 217H138V218H140ZM55 218L58 221V219H57L56 216H55ZM87 218H88V220H87ZM89 218L92 219L93 222L90 221ZM115 218H117V216H115ZM124 218H123V220H124ZM142 218H141V220L140 219L139 220L142 223H144L143 226L146 227L145 225H148V222L147 221L146 222H143V220L145 218L143 220H142ZM149 218H152V217H150V214H149ZM149 218L147 217L148 220H149ZM173 218H174V216H172V220L171 221H174V222L178 223L179 219L177 218V221H175L174 219H176V218H174V219ZM227 218H229V217H227ZM53 219H54V217H53ZM85 219H86V222H85V225L84 226L81 225V223L83 221H85L84 218H83V219H81L83 221H80V223H79V221L77 222L79 225L76 223L78 226H75V225L72 224L75 227H73V226L69 227V229L67 230L68 232L63 230V233L66 234V232H67V236H65L66 239L64 238V236H62V235H65V234H63V233L60 234L61 237H63L62 238L63 239V243L68 244L69 245L68 247L72 246L73 243H76L78 246L79 245H82V243H85L86 239H88V238L90 239V236L91 235H94L93 233H98L97 231L98 230H101V227L102 226L99 225V224H97V226H96L93 217H88V215H87V217H85ZM119 219L116 220V222L118 224L121 223V219L120 220ZM47 220H49V219H47ZM57 221H56V224L58 223ZM126 221H125L124 225L128 224ZM214 221L216 222L217 220L214 219ZM223 221L226 222L225 219ZM232 221H234V220L232 219L231 222H229V223L232 224ZM133 222H135V221H133ZM133 222H132V225H133ZM136 222H137V220H136ZM163 222H162L161 225H160V222H157V223L160 225V227H162L163 226ZM174 222H172V223H174ZM185 222L186 221H184V223ZM204 222H206V221H203L202 222V220H201V222H200V223H203V224H201V227L203 225L202 228L206 227V225H204ZM111 223L112 222H110V224ZM154 223H156V220H153V225H154V228L156 229V231H158V234L159 235L160 234H163L164 231H165V230L163 231V227L161 228L162 230H160V231H163V232H160L156 228L157 223L156 224H154ZM169 223L172 224L168 220V225H169ZM93 224L96 226L95 229H94V225ZM118 224H116V225H118ZM137 224L139 225L140 223H137ZM166 224H167V222H166ZM183 224H182V226H183ZM185 224H184V226H185ZM217 224H219V223H217ZM238 224L242 226V224L240 223V221L238 222ZM38 225H39V223L37 224V226ZM51 225L49 226L50 229H51ZM134 225H135V223H134ZM140 225L138 226L139 228H135L134 230L137 229L136 231H138L140 229ZM112 226H113V224H112ZM169 226H172V225H169ZM218 226L223 227V226H221V224H219ZM103 227H104V225H103ZM144 227H141V229L142 228L145 229ZM208 227H207L208 230H215L212 227H210V228H208ZM49 228L47 229V231L49 230ZM120 228L122 229L121 226H120ZM165 228H167V226ZM172 228H174V227H172ZM172 228H170V229H172ZM45 229H42L40 232L41 233L42 232L44 233L43 230H45ZM125 229L126 228H124V230ZM143 229L141 230V232L143 231ZM149 229H150V227H149ZM149 229H147V230H149ZM155 229L154 230L150 229V230L153 232V231H155ZM174 229H176V227ZM181 230H182V228H181ZM181 230H180L181 233H183V232L185 233V230H186V232H188L189 234L190 233L192 234V232L190 231L192 229H189V230L188 229H183L182 230L183 232ZM216 230H219V229H216ZM227 230H229V229H227ZM126 231H127V229H126ZM146 231L144 233H146ZM151 231H150V234H152ZM166 232H168V231H166ZM166 232H165V234H166ZM124 233H125V231H124ZM132 233H135V231L132 232ZM237 233H239V232H237ZM237 233L235 234V236L237 235ZM137 234H138V236L141 234L142 235V236L140 235L141 237H146V235L144 236L142 233H138V232L135 233L136 236H137ZM158 234H157V236H159ZM243 234H244V232H243ZM153 235H155V234H153ZM168 235H170V238H167V237H169ZM232 235H234V234H232ZM241 235H242V232H241ZM260 235H258V236H255L254 235L255 236L254 238H257ZM152 236L148 235L147 238L157 237V236H154V237H152ZM171 236H172V230H171V233H168L166 236H160L158 240L155 239V238L154 239H155V241H158V243H159L162 240L161 237L162 238L165 237V238H163V242L161 241V243H163V245H164V240H165V242L167 241V239H172L173 240L172 242L176 241L175 240V237L172 238ZM236 237H238V236H236ZM193 238H195V234L194 235L192 234V240H193ZM154 239H150L151 242H153ZM245 239H249V238L246 237ZM20 240L18 242H20ZM155 241H154V243H155ZM249 241H250V239H249ZM249 241H247L248 242L247 245H249ZM257 241L264 242L262 240V238H260ZM169 242H170V240L166 242V244L168 243L167 244V247H169V244H170ZM177 242L178 241H176V244H177ZM237 242L238 241H236V244H237ZM52 243L53 242L50 241V243L47 242V243H44V244H46V246H49L51 244L50 247L52 248L53 247V244ZM161 243H159V244L161 245ZM191 243L192 242H190V244ZM251 243H252V241H251ZM43 245H41L38 248H41L43 250L44 247H45V245H44V247H43ZM155 245H156V247L158 246L157 242L155 243ZM163 245H161V246L163 247ZM161 246H159V248ZM178 246L176 248L179 251L180 248H178ZM184 246H185V244H184ZM249 247H251V246H249ZM18 248L15 249V252H17ZM71 248L73 249L72 250L73 253L71 252V249H68V250H70L69 252H71L74 255L75 254L76 255H79V258H81L80 254L83 252L82 249H85V248H81V250L78 249V248L75 249L74 246H72ZM235 250L236 249H233V252H235ZM11 251H13V250H11ZM85 252L86 253L88 252L87 251V248H86V251ZM182 252H183V250H182ZM185 252H187V251L184 250V253ZM238 252L241 253L240 251H238ZM242 252H243L244 255H246L245 254L246 253L245 250H243ZM7 253H8V251H7ZM71 253H68V254H70L69 257L72 256ZM9 254H10L9 256H11V253H9ZM35 254H37V253H35ZM74 255L71 257V259L75 257ZM12 256H11V258H12ZM181 258H182V256H181ZM76 260H79V259L76 258L75 259V262H77ZM81 260H84V259H81ZM15 261H17V259H15ZM72 264H75V263H72Z\"/></svg>",
	"mask_w": 264,
	"mask_h": 264
}]
</instances>
